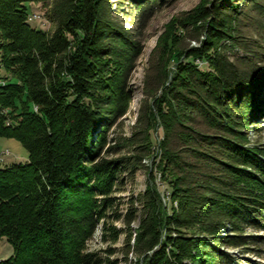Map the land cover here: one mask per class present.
<instances>
[{"label":"trees","instance_id":"trees-1","mask_svg":"<svg viewBox=\"0 0 264 264\" xmlns=\"http://www.w3.org/2000/svg\"><path fill=\"white\" fill-rule=\"evenodd\" d=\"M34 1L44 3L51 31L27 21ZM140 6L142 22L153 4ZM186 19L192 38L205 36L186 56L204 57L210 70L179 62L154 101L163 131L157 166L177 207L167 211L147 185L130 201L120 251L135 264H239L219 247L242 251L263 239L244 226L264 229V126L255 143L248 134L264 115V0H208ZM223 41L242 55L230 60ZM166 45L145 73L146 95L168 77ZM141 48L110 0H0V61L11 75L0 84V137L28 151L25 163L0 167V237L12 247L0 264H101L81 252L113 200L96 195L110 194L123 168H143L151 146L154 117L144 102L133 137L123 138L135 153L102 155L116 150L106 136L129 111L127 83Z\"/></svg>","mask_w":264,"mask_h":264},{"label":"rangeland","instance_id":"rangeland-1","mask_svg":"<svg viewBox=\"0 0 264 264\" xmlns=\"http://www.w3.org/2000/svg\"><path fill=\"white\" fill-rule=\"evenodd\" d=\"M112 2V16L126 27L134 38L140 42L141 51L135 58L134 66L130 72L127 86L131 92V101L129 111L118 118L107 132L106 145L116 146L113 152H103L102 155L107 158H119L131 155L134 150L130 148L131 142L123 138L133 137V131H136V117L140 112L141 106L145 102L153 112L154 121L149 131L150 150L147 156L142 157L143 168L139 167L130 172L128 168H123L120 176L116 178L112 185V191L108 195L97 194V200L104 196H111L110 206L101 207L102 214L95 217V226L81 247V252L95 255L101 264L105 260L112 261L116 264H135V256L130 255L131 262L123 261V254L120 248L123 246L124 234L122 230L125 214L130 207V201L138 194L145 190L146 186L152 185L159 194L160 202L167 211L177 207V201L172 198L171 180L167 175L163 176L157 166V161L161 152L160 141L163 138L162 125L159 119L158 111L154 105L156 98L160 97L172 79L176 71L177 64L189 62L202 71H209L210 67L204 57L190 56L186 53L189 48L199 47L204 39V32L200 31L197 38H192L195 31L191 25H187V14L192 11L201 2L208 0H147L148 4H153L151 13L144 18L141 16V3L145 0H110ZM142 1V2H141ZM236 1H234L235 4ZM27 21L31 26L51 31L53 24L46 16V7L43 2H28ZM184 21V23L182 22ZM166 40L169 45H166ZM161 45L167 47V66L168 77L164 85L154 94H145V73L156 55V50ZM220 48V47H219ZM221 51L226 54L230 60L241 56L242 52L237 47L230 45L227 41L222 42ZM11 79V75L6 72L0 61V84H4ZM264 94V89L262 90ZM36 110L37 107L33 106ZM264 126V115H260L254 123L256 130H249L250 144L255 143L262 137L258 129ZM125 142V143H124ZM28 160V151L22 143L14 138L0 137V167L12 163H25ZM151 172L152 178H149ZM149 180H151L149 182ZM97 203H101L97 201ZM101 205V204H100ZM134 206H138L134 203ZM118 232L114 239L111 233V227ZM138 226L137 220L130 224L132 229ZM244 234L260 236L263 239L254 243H249L247 248L240 251L239 248H223L230 254L240 257L239 264H254V262L264 264V229H254L251 226H244ZM229 231V230H228ZM227 229L220 232L222 236L228 233ZM230 232V231H229ZM12 254V247L4 236L0 237V259L7 258Z\"/></svg>","mask_w":264,"mask_h":264}]
</instances>
